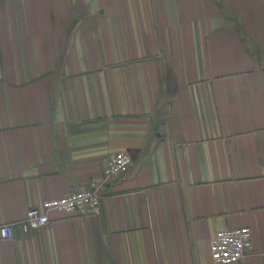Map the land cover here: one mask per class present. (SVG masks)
I'll return each instance as SVG.
<instances>
[{"label": "crops", "instance_id": "crops-1", "mask_svg": "<svg viewBox=\"0 0 264 264\" xmlns=\"http://www.w3.org/2000/svg\"><path fill=\"white\" fill-rule=\"evenodd\" d=\"M164 123L163 132H159ZM133 159L95 214L44 200ZM0 264H264V0H0Z\"/></svg>", "mask_w": 264, "mask_h": 264}, {"label": "built area", "instance_id": "built-area-1", "mask_svg": "<svg viewBox=\"0 0 264 264\" xmlns=\"http://www.w3.org/2000/svg\"><path fill=\"white\" fill-rule=\"evenodd\" d=\"M132 156L127 151H118L109 159L101 182L92 181L89 188H81L70 194L51 200H44L39 207L30 209L19 222L24 232L41 230L50 222L53 211L68 214L82 212L95 214L106 197V185L114 178L124 176L132 166ZM15 224L0 226L2 240L15 236ZM252 230L249 227L230 228L219 231L211 240L214 264H239L244 261L252 248Z\"/></svg>", "mask_w": 264, "mask_h": 264}, {"label": "water", "instance_id": "water-1", "mask_svg": "<svg viewBox=\"0 0 264 264\" xmlns=\"http://www.w3.org/2000/svg\"><path fill=\"white\" fill-rule=\"evenodd\" d=\"M164 123L162 124V126H161V128H160V130H159V132H163V130H164Z\"/></svg>", "mask_w": 264, "mask_h": 264}]
</instances>
